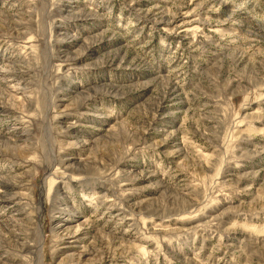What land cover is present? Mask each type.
Masks as SVG:
<instances>
[{
	"label": "rangeland",
	"instance_id": "374dc122",
	"mask_svg": "<svg viewBox=\"0 0 264 264\" xmlns=\"http://www.w3.org/2000/svg\"><path fill=\"white\" fill-rule=\"evenodd\" d=\"M0 264H264V0H0Z\"/></svg>",
	"mask_w": 264,
	"mask_h": 264
},
{
	"label": "bare ground",
	"instance_id": "6f19581e",
	"mask_svg": "<svg viewBox=\"0 0 264 264\" xmlns=\"http://www.w3.org/2000/svg\"><path fill=\"white\" fill-rule=\"evenodd\" d=\"M159 14V13H158ZM60 68V67H59ZM14 84V83H13ZM12 84V85H13ZM19 84V83H18ZM18 84H14V86L13 87H11V91H13V92H15V94L16 93H18V91L20 90L19 88H18ZM9 94V93H8ZM12 95H14V93H11ZM11 96V95H10ZM15 97H16V95H14ZM14 96H11V98L12 97H14ZM9 97V96H8ZM24 100V99H23ZM29 103H30V101H28ZM28 102H26V103H28ZM56 161H58V160H56ZM57 164V163H56ZM55 165V162L53 163V166ZM52 166V167H53ZM3 191V190H2ZM7 195V194H6ZM4 197V196H3ZM10 199V198H9ZM79 230L80 229H78L77 231L79 232ZM41 234H42V231H41ZM43 235V234H42ZM74 238H75V236H74ZM41 253V246H40V248H39V246H38V255Z\"/></svg>",
	"mask_w": 264,
	"mask_h": 264
}]
</instances>
